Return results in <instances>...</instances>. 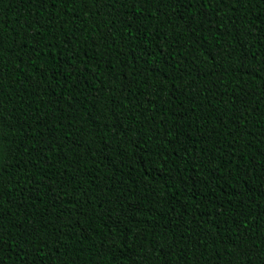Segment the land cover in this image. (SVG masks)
Masks as SVG:
<instances>
[{"label":"trees","instance_id":"16d2710c","mask_svg":"<svg viewBox=\"0 0 264 264\" xmlns=\"http://www.w3.org/2000/svg\"><path fill=\"white\" fill-rule=\"evenodd\" d=\"M0 264H264V0H0Z\"/></svg>","mask_w":264,"mask_h":264}]
</instances>
